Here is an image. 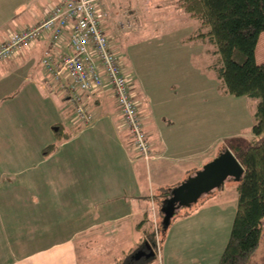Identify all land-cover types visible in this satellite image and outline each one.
Instances as JSON below:
<instances>
[{"label": "crops", "instance_id": "1", "mask_svg": "<svg viewBox=\"0 0 264 264\" xmlns=\"http://www.w3.org/2000/svg\"><path fill=\"white\" fill-rule=\"evenodd\" d=\"M34 1L11 8L10 20L0 23V44L9 35L40 23L45 10L57 0H43L31 8ZM124 1H101L106 18L110 17L109 23L104 19L103 27L119 52L117 39L122 31L111 19L120 20V27L126 15L133 32L134 24L140 22L135 1H127L131 18L121 11ZM170 9L169 20L182 18L186 24L162 25L135 41L147 48L142 56L148 57L149 67L143 69L141 56L133 52L126 63L123 59L128 76L133 75L134 96L152 143L149 164L131 152V136L120 127L110 91L89 98L93 120L88 128L72 125L63 96L50 91L41 67L43 53L49 48L47 40L0 64V139L7 133L8 138L17 137L23 144L0 141V264H133L134 255L144 250L143 215L150 217L157 211L155 190L165 196L160 202L169 201L173 188L212 161L209 153L214 140L207 138L206 110L221 111L222 107L213 104V100H222L218 81L207 69L205 44L187 41L195 24L187 22L173 2ZM154 19L157 24L158 18ZM208 89L213 91L210 100ZM33 97L41 107H55V119L64 112L66 127L51 117V127L56 125V130L54 126L43 136L30 123L18 130L14 108L25 112L29 103L20 105ZM56 99L61 107L56 106ZM58 127L61 137L67 139L56 138ZM37 135L39 146L31 145ZM52 144L56 148L44 153ZM217 200L209 199V205L175 216L162 240L159 259L151 264H218L230 235L228 232L224 238V232L230 229L237 205L211 202ZM223 238L224 246L220 243L219 252L211 257Z\"/></svg>", "mask_w": 264, "mask_h": 264}, {"label": "trees", "instance_id": "2", "mask_svg": "<svg viewBox=\"0 0 264 264\" xmlns=\"http://www.w3.org/2000/svg\"><path fill=\"white\" fill-rule=\"evenodd\" d=\"M174 5L197 22L187 41L205 44L207 69L215 75L219 93L245 98L255 109L250 143L231 147L244 174L237 188V208L229 239L218 263L250 264L260 245L264 221V62L257 63L255 57L260 35L264 33V0H174ZM61 133L58 127L56 138L67 139ZM55 148L56 144H52L44 153ZM167 201L159 204L162 215ZM143 216V251H151L154 256L143 257L137 264H151L159 259L161 245L157 250L154 232L147 227L149 214ZM163 217L165 233L175 214L170 221L165 222Z\"/></svg>", "mask_w": 264, "mask_h": 264}, {"label": "built area", "instance_id": "3", "mask_svg": "<svg viewBox=\"0 0 264 264\" xmlns=\"http://www.w3.org/2000/svg\"><path fill=\"white\" fill-rule=\"evenodd\" d=\"M101 1H55L45 10L40 23L9 35L0 44V64L16 52L47 40L49 48L43 53L41 67L50 91L63 96L72 125L88 128L93 120L89 98L103 90L110 91L120 127L131 136V152L149 164L153 159L152 143L124 58L103 27L106 13Z\"/></svg>", "mask_w": 264, "mask_h": 264}, {"label": "rangeland", "instance_id": "4", "mask_svg": "<svg viewBox=\"0 0 264 264\" xmlns=\"http://www.w3.org/2000/svg\"><path fill=\"white\" fill-rule=\"evenodd\" d=\"M7 1H12V2H7ZM42 1L43 0H35L32 3L31 8H37L38 6L41 5ZM127 1H124V3L122 4L121 11L128 12L129 18H131L130 12L132 10L129 9ZM134 1L136 3L135 6L138 5L139 12H137V14L139 15L138 20L140 21L139 22L140 26L138 24H134L135 32L131 31L132 27H131L130 21L128 22L125 21V19H128L126 15H124V18H122V23H124L123 26H122V23H120V27H118L120 20H117V18L111 19V20H112V23H114V26L117 25L116 27L117 30L118 28H120V30L122 31L117 39V45H118L120 52L122 51L120 54L124 58L125 63L127 62V58L128 57L130 58L131 52H133L135 56L137 57L141 56V59L144 62V65H143V69H144V68L149 67L148 57H146L145 55L142 56L144 54L143 52H145L147 48L145 47V45H142V44L139 45L135 41L137 39H141L142 36H145V37L150 36L155 30H158V27L162 25H167V24L172 25V23L173 24H182V23L186 24V22H183L185 20L182 18L180 20H177V19L175 20L174 18L169 20L168 14L170 13V10H171L170 7H171L172 2L174 4V0H134ZM27 2L28 0H0L1 9L5 8L4 10H0V23L10 20V17L12 15H9V14L13 6L15 5L17 6L19 4L25 5L27 4ZM113 13L114 14L117 13V10H115ZM186 17L188 18V20H186L187 22L192 21V23L197 24L195 20L189 18L188 16ZM154 18H158L161 21L157 19V24H156ZM109 19L110 17H107L105 20L109 23L110 21ZM163 20L165 21L163 22ZM152 22L155 24L154 25L149 24ZM129 48H131V50L128 52L127 50ZM255 57H256L257 63L261 64L264 62V33L260 35ZM130 79L132 80L133 85H135L132 74L130 75ZM12 90H14V88ZM210 91L211 90L208 89L206 92V94H208V100H210V97H211ZM217 92H218V96L222 98V100L221 101L218 99L217 101L213 100V104L214 106L222 107L220 108L221 111L219 112V110H214V109H209V108H207L206 110V115H207V132L206 133H208L207 138L208 140H210V138L214 140V144L210 148L211 150L209 153L211 154L209 156L212 157L213 159H215L216 156L221 155L227 148H231L234 146H246L250 143L252 139L251 130L254 125L253 114L255 112L254 106H252V104H250L247 99L240 98V99H243V101L241 102V101H238L237 98L233 96L221 95L218 91V87H217ZM55 101L57 104L56 106L61 107L62 102L57 99ZM26 103H29L30 108L24 107L25 112H23L21 108L19 107L14 108L15 115L13 114L14 116L13 120L15 121V124L17 125L18 130L20 126L25 127L26 123H30L31 125H34L35 127H37L38 133H41V135L43 136L42 133H44V131H48V130L52 131V128L54 126H55L54 131L56 130V125L51 127V122H50L51 117H53V120L54 121L56 120V122L61 124L64 128L66 127L67 118L64 112L62 114H59V119H55V115H57L55 107L52 108L49 104L41 107V105L39 104L38 100L35 99V97H33L30 100V102H25V104L20 105V106H26ZM21 116H24L25 119L20 120ZM40 140H41L40 136L37 135L35 138H32L31 145L39 146ZM0 141L4 143L5 145L12 146L14 142H15L14 146L23 145L21 139H18L17 137L14 139L8 138L7 133L2 135V139H0ZM145 181H147V178L145 179ZM239 185H240L239 182L233 179H229L222 186H220L213 192L201 197L192 205L187 206V208L177 210L175 213V216L180 215V214L182 215L183 213L192 210L194 207L200 206L201 204L208 202L209 199L210 200L219 199L217 200V202L211 201V202H214L213 204H216V205L219 202H226V201L230 205L232 203H233V206L237 205V200H238L237 188ZM150 187H151V190H153V186H150ZM173 190H175V188H173ZM154 193L158 194L156 196L154 195L155 196L154 206L157 207V211L154 210L153 212L151 208V211L153 213L150 211L152 214H150L151 216L149 217V225H147V227L150 226V231L154 232L156 245L158 247L157 250H159V247L165 235L163 225H162V222L164 220V217H163L164 215H162L159 212V206H160L159 204H161V202L159 201V198H164V194L160 196L161 192L157 190H155ZM209 203H206V204L209 205ZM231 223H230V229L228 227L226 231L224 232V238H226L228 232L230 233ZM225 240L218 241L216 243L217 245L216 247H214L211 257H215V254L218 253L220 250L219 244L223 243L222 245L224 246ZM144 241H145V236L143 235L142 245H144ZM135 262L136 260L133 261V264H137ZM249 263L250 264H264V221H263V233H262L260 245L258 249L256 250V252L251 256Z\"/></svg>", "mask_w": 264, "mask_h": 264}, {"label": "water", "instance_id": "5", "mask_svg": "<svg viewBox=\"0 0 264 264\" xmlns=\"http://www.w3.org/2000/svg\"><path fill=\"white\" fill-rule=\"evenodd\" d=\"M243 174L244 169L234 154L230 150H225L172 191L171 199L167 201V207L163 210L165 222L170 221L176 210L187 208L201 197L222 186L227 180L233 179L240 182ZM153 256L151 251L149 254L140 251L134 255V259L138 261L143 257L148 259Z\"/></svg>", "mask_w": 264, "mask_h": 264}]
</instances>
